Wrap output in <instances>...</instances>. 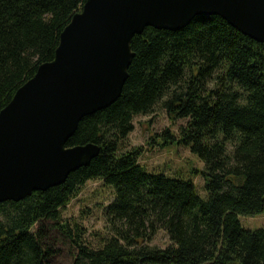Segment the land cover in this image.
<instances>
[{
	"label": "trees",
	"instance_id": "trees-1",
	"mask_svg": "<svg viewBox=\"0 0 264 264\" xmlns=\"http://www.w3.org/2000/svg\"><path fill=\"white\" fill-rule=\"evenodd\" d=\"M83 2L0 0V110L52 60ZM129 49L119 97L81 118L64 146L90 143L98 154L60 185L0 203V264H52L50 232L74 250L69 264H264V230L238 221L264 213V45L199 16L175 32L145 27ZM156 107L184 120L163 137L202 162L205 199L190 179L146 173L139 148L124 150L133 118ZM96 180L112 199L102 208L105 236L88 243L60 209ZM158 231L163 248L150 244Z\"/></svg>",
	"mask_w": 264,
	"mask_h": 264
},
{
	"label": "water",
	"instance_id": "water-1",
	"mask_svg": "<svg viewBox=\"0 0 264 264\" xmlns=\"http://www.w3.org/2000/svg\"><path fill=\"white\" fill-rule=\"evenodd\" d=\"M217 16L264 45V0H84L58 37L51 61L0 110V203L60 185L99 151L64 147L79 120L118 97L143 28L175 32Z\"/></svg>",
	"mask_w": 264,
	"mask_h": 264
},
{
	"label": "rangeland",
	"instance_id": "rangeland-1",
	"mask_svg": "<svg viewBox=\"0 0 264 264\" xmlns=\"http://www.w3.org/2000/svg\"><path fill=\"white\" fill-rule=\"evenodd\" d=\"M184 120L168 116L162 109L156 107L146 116H136L132 120V131L124 141V150L136 147L140 149L137 162L146 173L163 174L167 177L178 176L190 179L197 195L205 199L203 180L200 172L203 164L191 154L187 147L176 144L163 137V131L176 134L177 127L183 125ZM166 140V141H164ZM112 199V188L102 185L100 181H88L78 193L60 209V218L69 225L76 223L83 228V236L88 243H96L93 235L105 236L102 208ZM240 227L245 230H264V213L251 217H238ZM54 239L51 248L55 251L50 258L52 264H69L74 250L67 241L50 232ZM151 245L163 248L167 238L162 231H158L150 242Z\"/></svg>",
	"mask_w": 264,
	"mask_h": 264
}]
</instances>
